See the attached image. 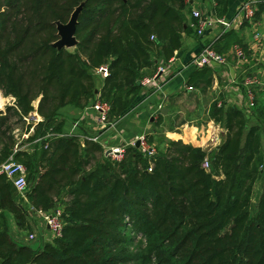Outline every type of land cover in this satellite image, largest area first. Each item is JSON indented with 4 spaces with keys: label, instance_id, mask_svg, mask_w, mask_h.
<instances>
[{
    "label": "trees",
    "instance_id": "1",
    "mask_svg": "<svg viewBox=\"0 0 264 264\" xmlns=\"http://www.w3.org/2000/svg\"><path fill=\"white\" fill-rule=\"evenodd\" d=\"M214 1L222 15L227 0ZM82 2L75 48L54 45L57 21L67 22ZM189 2L0 0V89L13 97L0 110V163L17 140L13 129L30 126L23 116L36 111L41 117L27 139L43 136L30 150L15 152L31 173L28 201L0 173V264H264V182L253 200L264 163L260 124L247 126L239 107L211 102L209 117L225 128L212 152L175 138L159 146L146 134L154 153L126 144L113 161L99 142L81 145L77 134L62 131L64 105L84 108L99 93L120 117L137 103L141 78L194 29ZM236 43L245 47L235 28L211 42L221 53ZM102 63H108L105 77L95 72ZM212 71L195 67L187 82L211 85ZM98 151L104 160L87 168ZM206 156L208 168L201 165ZM58 201L60 236L37 249L11 236L9 214L27 233L29 205L51 209Z\"/></svg>",
    "mask_w": 264,
    "mask_h": 264
},
{
    "label": "crops",
    "instance_id": "2",
    "mask_svg": "<svg viewBox=\"0 0 264 264\" xmlns=\"http://www.w3.org/2000/svg\"><path fill=\"white\" fill-rule=\"evenodd\" d=\"M243 1L244 0H227L226 11L222 15L215 13L214 0H190L189 7L190 10L199 7L203 14L206 15L233 18L238 16L239 6ZM250 1L253 4L255 14L251 18L244 19L238 27H235V31L245 45V56L243 58H238L234 53L233 44L227 51L223 52L226 56V63L212 66L213 79L211 85L204 87L202 84L198 85L194 83V88L188 90L186 88V84H188L187 79L196 67L190 62L192 56L201 49L204 43L212 42V40L217 38L223 31L221 27L215 26L205 28L202 34H197L195 29L183 32L181 34V45L174 51V68L166 74V80L162 87L153 90L151 86L147 84L142 85L140 88L136 104H138L137 107L140 108L141 114H149V117L152 118V113L157 110H160L162 114L165 112H174L177 107L182 110V108H184L183 104L185 103L187 105L196 104L195 100L191 101L188 98V95L192 94L191 91H193L195 95H200L199 93H201L202 95L200 98L202 97V101L206 100L208 103L207 112L209 111L211 102L216 100L225 107L228 105L239 107L244 113L247 126L257 123L260 124L261 149L264 154V0ZM190 15L188 14V20ZM256 32L260 34L259 37H254ZM156 62V67L162 63L167 64L169 63V58L164 59L159 56ZM247 76H256L259 80L258 83L253 84L255 100L252 106L247 104V97L245 94L246 84L244 83V79ZM88 105L89 104L85 107ZM84 108H78L67 104L60 109V113L66 116L62 126V131L64 133L81 134V132L95 131L93 120L82 116L85 110ZM191 111L193 112V110ZM77 119H80L79 122L81 125L73 127V123ZM209 119L213 121V118L209 117ZM213 123L216 122L213 121ZM122 124V121H117V123L115 122V128L102 130L103 136L101 137L105 138L108 144H117L122 141L128 142L132 135L125 126H121ZM77 128H79V131H82L78 133L79 131ZM213 130L217 133L219 131ZM224 131L225 128L223 127V132ZM219 136L221 139V135ZM9 220V233L19 242L25 240L26 243L37 249L42 248L44 242L51 239L48 228L36 222L34 219H31V229L28 230L29 233L34 230L32 233L35 234V237L32 239H25V236L29 233H25L23 228H19L11 214H9ZM35 230L38 231V234Z\"/></svg>",
    "mask_w": 264,
    "mask_h": 264
},
{
    "label": "built area",
    "instance_id": "3",
    "mask_svg": "<svg viewBox=\"0 0 264 264\" xmlns=\"http://www.w3.org/2000/svg\"><path fill=\"white\" fill-rule=\"evenodd\" d=\"M238 16L233 18H226L224 16H211L203 14L202 10L199 7H195L191 9V16L192 20L190 21L191 27L195 29L197 34H202L204 29L207 27H221L222 31L238 27L244 19L251 18L254 15V8L253 4L250 0H244L240 6L238 11ZM259 33L256 32L254 37H259ZM153 35H151V38ZM234 53L238 58H243L245 56L244 48L240 44H234ZM174 55V54H173ZM171 56L169 58V63L159 64L155 68L152 75L144 76L141 79L142 85L149 84L151 88L160 89L166 80V74L170 72L168 69V64H172L175 61V57ZM194 66L201 67L204 65L213 66L215 64L222 65L226 63V56L224 53L217 51L211 44V42L205 43L201 49L192 56L190 61ZM95 72L100 75L101 77H105L108 72V63H102L95 68ZM259 80L256 76H247L244 79V83L246 84L245 87V94L247 97V104L253 105L255 100V92L253 90V84L258 83ZM186 88L188 90H192L194 86L192 84H186ZM13 102V97L11 96V102ZM220 105V102L217 103ZM110 109L109 101L103 99L99 93L96 94L94 100L85 108L83 111L82 116L90 118L94 122L95 130H106L110 128H115V122L108 120V113ZM27 123H30V126L27 130H21L18 126L13 129V133L15 138L17 139L13 150L10 155L0 163V173H3L8 180L11 181L16 193L19 195L20 198L24 201H28L26 196V192L28 189V182L26 180L28 171L26 166L23 162L16 160L14 158L15 152L21 149V145L24 144V147H27L26 142L24 140H28L29 134L33 132L34 123L41 119V117L37 114L36 111L30 112L27 116H23ZM80 119H77L73 123V127H77L79 125ZM80 133V132H78ZM51 133H46V136H49ZM76 134V133H74ZM80 140L81 145H84V141L89 139L92 141L99 142L103 149L104 154L110 156L114 160H120L125 152V145L126 144H134L136 140H139V147L142 151L148 152L152 154L155 152V146L153 143L148 142L146 134H139L136 135L135 138H132L128 142H121L117 144H108L105 138L101 137V132L96 133H86L81 132V134H77ZM43 136L35 137L32 142L36 143L42 139ZM45 137V136H44ZM221 142L219 134L212 130L209 135L207 136V141L202 144V148L206 150H210L213 147H216ZM47 145V142L44 143V146ZM28 149V148H27ZM201 165L204 168L209 167V159L208 156L204 157L201 162ZM148 170H151V166L148 167ZM29 212L30 216L33 219H39L43 224L44 227H47L51 234V239L53 237H58L62 233V226H63V205L61 203L56 202L55 205L51 209H43L37 208L32 204L29 205ZM35 237L34 233H29L25 236V239H32ZM50 239V240H51Z\"/></svg>",
    "mask_w": 264,
    "mask_h": 264
},
{
    "label": "rangeland",
    "instance_id": "4",
    "mask_svg": "<svg viewBox=\"0 0 264 264\" xmlns=\"http://www.w3.org/2000/svg\"><path fill=\"white\" fill-rule=\"evenodd\" d=\"M67 48L70 50H73L75 46H68ZM172 68H174L173 63L168 64V69L171 70ZM153 72L154 71L149 72L145 74L144 76L152 75ZM191 93H192L191 95H188V98L191 101L195 100L196 104L187 105L185 103L183 104L184 108H182V110L179 109V107H177L174 112H170V113L165 112L164 114H162L160 110H157L152 113V118H150L149 114H141L140 108L137 107L138 104H135L129 107L124 112V114H122L120 117H118L116 113L110 112L108 114V120L115 118V120L117 121H122L123 124L121 126L123 127L125 126L126 129L132 135L130 140L132 138H135V136L139 134H148V135L152 134L153 138L156 139L157 144L159 146H163V143L169 138H180L184 140L185 142L192 143V144H198L202 147V144L207 141V136L213 129L219 130L218 133L219 135H221V140H222V138L224 137V132H225V131L223 132L224 125L222 121L215 120V119H213V121L216 123H213V121H210L209 114L207 112L208 110L207 101L206 100L202 101V97L200 98V96L202 95L201 93H199L200 95L193 94V91H191ZM0 101L3 102L2 106L0 107V110H4L5 106L7 104H10L11 96L3 94V92L0 89ZM191 110H193V112ZM10 121L15 122V116H11ZM44 136L47 137L46 134ZM23 142L28 143L27 147H24V144H22L21 149L19 150H30L31 147H33L32 141L24 140ZM215 148L216 147H213L210 152H212ZM14 158L16 160H20L18 157L15 156V154H14ZM104 158L105 157L103 156L102 152L98 151V152L93 153V155L91 156L90 163L88 164L87 168H94L97 165V163H100L101 160H104ZM112 160L114 161V159ZM112 160L110 159V161ZM263 182H264V163L262 165L260 178L258 179L254 187L255 191L253 195V200L257 199L262 189ZM34 220L40 224H43L37 218H35ZM126 230L130 236H135V234L132 233L131 229L128 228ZM33 231H30V232H33ZM27 232L29 233V231ZM35 232H37L38 234L37 230H35ZM22 241L26 242L25 240H22ZM133 241L134 243H137V242H140V239L137 236L134 238ZM34 244H35V241H34ZM133 244L130 245V248L132 250H134ZM131 262L128 264H131Z\"/></svg>",
    "mask_w": 264,
    "mask_h": 264
},
{
    "label": "water",
    "instance_id": "5",
    "mask_svg": "<svg viewBox=\"0 0 264 264\" xmlns=\"http://www.w3.org/2000/svg\"><path fill=\"white\" fill-rule=\"evenodd\" d=\"M83 2L80 3L75 9L72 11L70 18L67 22L57 21V30L59 34V38L53 43L58 47H68L75 46L77 43V39L75 37V28L77 23L78 14L82 8ZM135 145H139V140L135 141ZM31 173L27 174V182L29 181Z\"/></svg>",
    "mask_w": 264,
    "mask_h": 264
},
{
    "label": "bare ground",
    "instance_id": "6",
    "mask_svg": "<svg viewBox=\"0 0 264 264\" xmlns=\"http://www.w3.org/2000/svg\"><path fill=\"white\" fill-rule=\"evenodd\" d=\"M3 102L0 101V107L2 106Z\"/></svg>",
    "mask_w": 264,
    "mask_h": 264
}]
</instances>
